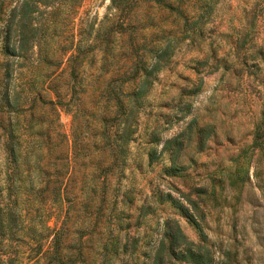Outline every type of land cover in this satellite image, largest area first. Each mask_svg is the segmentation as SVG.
<instances>
[{"label": "rangeland", "instance_id": "obj_1", "mask_svg": "<svg viewBox=\"0 0 264 264\" xmlns=\"http://www.w3.org/2000/svg\"><path fill=\"white\" fill-rule=\"evenodd\" d=\"M210 1L203 12L204 0H135L119 12L110 0H78L58 16L47 60L19 58L9 83L17 106L0 100V219L10 207L23 228H0V264L16 251L10 264H29L53 233L58 258L40 254L38 264H97L111 235V263L149 264L164 220L214 260L229 249L238 264H264V0ZM14 2L0 0V10ZM169 37L175 46L142 97L125 161L113 164L100 117L110 122V93L135 79L109 80L135 52L149 64ZM133 238L132 255L122 252Z\"/></svg>", "mask_w": 264, "mask_h": 264}, {"label": "trees", "instance_id": "obj_2", "mask_svg": "<svg viewBox=\"0 0 264 264\" xmlns=\"http://www.w3.org/2000/svg\"><path fill=\"white\" fill-rule=\"evenodd\" d=\"M134 1L110 0L109 6L121 12L126 11ZM74 3H78V0H15L13 5H8L0 10V50L5 56V59L0 62L2 75L0 100L5 107L17 106L15 100L18 93L15 92L14 95L9 96L13 94V92L9 94V83L12 70L23 66L19 58L29 59L31 63L33 60H47L46 43L50 37L57 33L58 16H61L60 13L64 9L73 8ZM211 4L212 1L204 0L201 7L202 12L208 11ZM183 37L184 34H181L177 38ZM170 40L173 39L169 37L159 51L154 50L149 55L151 61L147 65L140 63L142 55L135 52L127 72L109 80L108 87L112 81L119 80L121 84L126 79H135L134 87L131 90L124 91L118 88L110 93V99L114 106L112 114L108 117L110 122L107 123L104 116L100 117L103 129L102 136L105 138L103 142L113 164H122L125 161L127 144L137 128V112L142 105V97L152 84L155 72L163 67L166 57L170 56L175 46L174 41ZM68 48L66 60L72 65L82 49L80 39H77L75 43H70ZM10 57L15 58V60L11 61ZM255 137H257V129L253 142H256ZM8 154L10 161L16 163L17 158L12 146L8 147ZM147 155L148 158H152L151 151H148ZM170 156L174 160L176 152L173 151ZM16 165L18 166V164ZM11 202L15 203L16 198H13ZM20 221L19 212L17 210L12 211L9 207L6 221L1 222L0 219V228L15 227L17 230H21L23 227ZM162 226L161 237L152 252L149 264H170V259L193 264H238L235 259L236 252L229 254V249H225L223 252L226 258H218L217 260L213 259V255L208 249H201L200 245L197 246L196 250L191 249V241L187 239L176 221L172 223L170 220H164ZM131 240V244L124 240L120 245L122 252L129 249V255H132L134 251L137 238ZM57 241L58 235L53 233L49 240V247L45 251L40 253L37 247L29 253L28 258L32 259L29 264H38L40 254L57 259ZM117 247L116 235L104 238L100 245L97 264H114L109 261V258L112 254H116ZM18 257L16 251L3 261L6 264H10L12 261L19 262ZM119 264H135V262L129 263L126 258L122 259Z\"/></svg>", "mask_w": 264, "mask_h": 264}]
</instances>
